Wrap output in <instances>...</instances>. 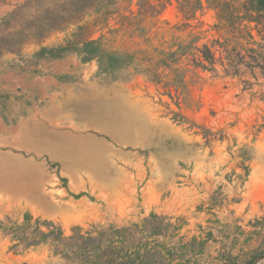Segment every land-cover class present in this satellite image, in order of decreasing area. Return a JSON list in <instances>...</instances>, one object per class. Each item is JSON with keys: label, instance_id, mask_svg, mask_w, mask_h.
<instances>
[{"label": "rangeland", "instance_id": "obj_1", "mask_svg": "<svg viewBox=\"0 0 264 264\" xmlns=\"http://www.w3.org/2000/svg\"><path fill=\"white\" fill-rule=\"evenodd\" d=\"M0 264H264L262 3L0 0Z\"/></svg>", "mask_w": 264, "mask_h": 264}, {"label": "trees", "instance_id": "obj_2", "mask_svg": "<svg viewBox=\"0 0 264 264\" xmlns=\"http://www.w3.org/2000/svg\"><path fill=\"white\" fill-rule=\"evenodd\" d=\"M262 3L264 7V0H258ZM119 31H112V36H116L119 34ZM99 41H92L90 43L98 44ZM86 44H89L87 42ZM180 45H178L175 49L164 50L158 46H152L147 39H144L143 46L140 48L139 52H137V57L142 62L140 66V71L149 74L150 76L156 77L161 72H158L159 69L169 68L175 63L176 57L182 55V50L180 49ZM206 50V49H205ZM124 56L130 57L132 56L131 52H122ZM212 62L211 60H209ZM145 63V64H144ZM150 65V66H149ZM94 247V243L92 242H83L80 246L79 255L81 259L84 261H88L92 256V248ZM105 249L101 250V254H104ZM114 256H118L117 254Z\"/></svg>", "mask_w": 264, "mask_h": 264}]
</instances>
